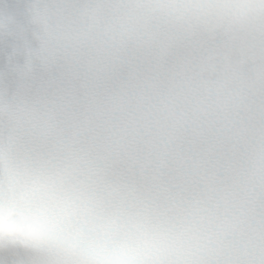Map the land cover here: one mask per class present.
<instances>
[{"label":"clouds","instance_id":"1","mask_svg":"<svg viewBox=\"0 0 264 264\" xmlns=\"http://www.w3.org/2000/svg\"><path fill=\"white\" fill-rule=\"evenodd\" d=\"M217 32L264 38V0H67L51 14L48 74L0 98V253L264 264V49L229 90L171 43Z\"/></svg>","mask_w":264,"mask_h":264},{"label":"snow or ice","instance_id":"2","mask_svg":"<svg viewBox=\"0 0 264 264\" xmlns=\"http://www.w3.org/2000/svg\"><path fill=\"white\" fill-rule=\"evenodd\" d=\"M66 3L67 0H14L9 10L0 6V98L25 82L35 83L48 74L49 20ZM171 43L182 47L190 73L198 74L205 69L218 83L230 80L229 90L253 73L254 54L264 49V38L241 44L236 35L228 32L192 37L173 34ZM0 264H52V261L48 257L0 253Z\"/></svg>","mask_w":264,"mask_h":264}]
</instances>
